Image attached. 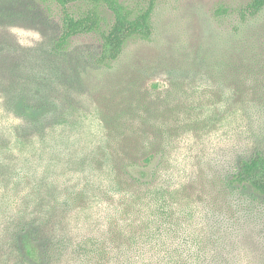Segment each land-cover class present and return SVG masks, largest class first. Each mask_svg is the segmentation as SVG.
I'll list each match as a JSON object with an SVG mask.
<instances>
[{
    "label": "trees",
    "instance_id": "obj_1",
    "mask_svg": "<svg viewBox=\"0 0 264 264\" xmlns=\"http://www.w3.org/2000/svg\"><path fill=\"white\" fill-rule=\"evenodd\" d=\"M56 3L54 49L97 34L108 79L130 39H151L155 0ZM213 14L233 33L204 37L181 69L208 103H178L181 73L97 104L73 77L0 91V264H264V0Z\"/></svg>",
    "mask_w": 264,
    "mask_h": 264
},
{
    "label": "rangeland",
    "instance_id": "obj_2",
    "mask_svg": "<svg viewBox=\"0 0 264 264\" xmlns=\"http://www.w3.org/2000/svg\"><path fill=\"white\" fill-rule=\"evenodd\" d=\"M120 1L128 6L138 7L145 5L146 0ZM244 1L155 0L151 17V39H130L127 42L124 53L113 70V73L119 74L117 77H110V81L104 68L99 67L96 62L101 48L97 34L74 36L65 50L57 52L54 49L53 44L60 34L62 24L56 0H0V91L26 82L40 84L55 78L73 77L77 82L76 86L92 98L91 102L95 100V103L103 92L106 93L113 86L118 90L127 83L149 95L163 93L169 82L174 81L173 76L182 72L184 55L192 51L204 37L210 33H233V19L223 17L215 20L214 8L219 4L236 7ZM80 7L81 5H75L71 10L77 13ZM102 12L106 22H110V13L104 10ZM260 22L257 21V26L262 23L264 26V16ZM262 35L264 37V33ZM176 63H179V67L174 71ZM182 74L175 77V80L187 87L190 84V87H185L179 94L181 98L178 103H185V96L192 94L194 97L189 99L191 104L208 103L209 96L192 93V88H197L199 81L186 80L187 77ZM205 139L207 143L210 142L207 137ZM188 140L191 141L193 150L196 139L184 137L179 143L186 146ZM210 143L213 144L214 141ZM198 148H195V154L200 155L201 148ZM252 150H259L264 154V139L257 142ZM208 152L209 159L213 161L215 157L211 150L208 149ZM178 157L188 159L185 158V153L178 154Z\"/></svg>",
    "mask_w": 264,
    "mask_h": 264
}]
</instances>
